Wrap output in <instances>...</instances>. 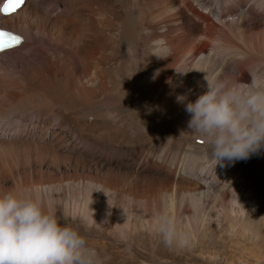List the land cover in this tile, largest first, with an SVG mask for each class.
<instances>
[{"label":"bare ground","instance_id":"6f19581e","mask_svg":"<svg viewBox=\"0 0 264 264\" xmlns=\"http://www.w3.org/2000/svg\"><path fill=\"white\" fill-rule=\"evenodd\" d=\"M228 1L234 8L237 3L241 6L235 19L225 22L219 18L220 14L214 17L204 11L207 9L204 5L207 2L212 5L213 0H57L55 6L47 7L49 13L38 6L39 0H25L19 9L29 3L32 9L42 11L31 12L33 20L23 17V23L17 27L14 21L19 9L9 13H14L9 17L0 11V27L22 36L19 46L0 53V78L7 68H17L18 63L38 55L36 69L45 81V90H40L27 84V70H12L17 79L10 85L12 91L0 101L6 111L0 115V138L34 136V128L40 125L45 130L57 127L51 137L43 138L63 150H77L89 143L85 130L103 131L104 138H94V148L89 147L92 152L80 154H90V162L98 169L109 166L108 162L114 158L123 169L117 173L109 167L97 178L88 173L94 177L92 186L99 189L97 198L94 201L86 193L83 205L73 210L70 206L65 213L87 223L99 220L109 232L120 230L127 238L123 251L130 253L127 259L136 261L146 250L158 252L157 241L166 245L158 231L159 218L165 213L176 221L180 231L195 236L208 225L212 211L217 213V224L221 216L229 219L236 213L237 221L245 224L241 226L245 234L241 233L250 239L259 237L252 228L258 231L259 222L244 215L247 207L239 202L235 191L245 187L248 194L261 199L252 205L260 204L257 212L264 211L259 210L264 207V195L257 184L248 182L242 169L234 162L214 167L210 147L189 128L198 145H183L175 151L170 144L157 145L156 135L177 133L180 120L183 127H188L190 115L185 111L186 103L206 90V74L209 77L220 74L235 85L248 82L251 71L264 73V0ZM251 10L258 19L246 16ZM194 14L200 18L199 23L192 20ZM48 25L57 29L55 35L47 34ZM225 68L235 71L230 75ZM61 78L62 85L54 87L53 82ZM52 87L54 94H48ZM65 93L93 104L94 119L103 118L93 122L83 118L60 121L61 112L52 100L56 94ZM35 94L40 99H33ZM178 97L185 99L180 101ZM103 108L112 110L110 116L106 113L104 116ZM129 117L143 119L158 129L156 134H132L137 121ZM108 194L115 195L113 202L104 201ZM260 221L264 225V217ZM120 253L100 262L124 264L125 259L117 261ZM214 260L220 264L217 257Z\"/></svg>","mask_w":264,"mask_h":264},{"label":"rangeland","instance_id":"374dc122","mask_svg":"<svg viewBox=\"0 0 264 264\" xmlns=\"http://www.w3.org/2000/svg\"><path fill=\"white\" fill-rule=\"evenodd\" d=\"M56 1L57 0H39L38 6L41 9H43L46 13H49L47 7L55 6ZM220 1L221 0H213L212 5H210V2H207L206 5H204V7H207V9L204 8V11L206 12L209 11V13H211L214 17L215 14H220L219 18L224 22L227 20L231 21L235 19L239 11L238 7H240L241 4L239 3L235 4V8H234V6L231 5L228 0H223V2ZM2 2H4V0H0V4ZM33 5L36 6V4ZM32 7L33 6L29 5L28 3L27 6H24L23 8L15 12V18L17 17L18 18L17 19L14 18L15 19L14 26L17 27L18 24H22L23 23L22 18L26 16L31 20H33L32 18L33 14L31 13L33 11L35 13H41L40 8L32 9ZM262 8L264 9V5L262 6ZM21 11L23 12L21 13ZM12 15H14V13L8 15V17ZM186 15L187 14H185V17L187 18ZM246 16L248 18L250 17L251 20L258 19V16L256 15L254 10L248 11ZM3 17L7 18L4 15ZM192 20H194L197 23L200 22V18L195 14L193 15ZM48 27H49L47 30L48 35H51L52 33H54L55 35L57 33V29H54L53 27H51V25H48ZM45 37H47V35ZM262 53H264V51H262ZM36 56L31 57V59L27 60L26 62L18 63L17 68L11 67V70L10 67L7 68L8 70L4 68L3 70L6 69V71H4L5 73H7L6 75L2 70L1 74L3 73L4 74L0 78V89H1L0 101L2 97H5L6 94L12 91V86L10 85L14 81V79H17L15 78V74H13V71L26 72L27 70V74L29 72L28 75L30 76L29 77L27 75L25 78L27 84L31 87H37L40 90L41 89L45 90V81L42 78H40L41 74L39 73L38 69H36L38 68V63L36 64L37 62ZM214 59L216 60V58ZM27 63L28 64L30 63L29 64L30 66ZM227 69L228 68H225L224 71L225 72L228 71L230 75L233 74V71H235L233 68H230L228 70ZM36 71L38 74L36 73ZM221 76L222 75L219 74L220 79H223ZM27 77L30 79H28ZM2 81L4 83L6 82V84H4ZM62 81H63L62 78L59 80H55L53 82V86L56 87L58 85H62L61 84L63 83ZM54 91L55 90L52 87L51 90L47 93L54 94ZM42 92H46V91H42ZM37 95L38 94L33 95V99L35 100L40 99V95L38 96ZM78 99L80 98H78L75 95H71L69 93H65L62 95L56 94L53 97L52 100L53 104L58 106L59 109L58 111L61 112L60 113L61 116L59 115L60 121L68 122L69 120L71 121L74 120V118L77 119L79 118V120H81L82 118L86 120L88 119L90 122L96 120L94 119L95 118L94 112H92V109L94 107L92 106L93 104L86 103L82 99L80 100ZM62 109L64 110L62 111ZM110 111L112 110L110 109ZM110 111L109 108L108 109L105 108L104 110H102L104 116L107 115L110 116V114H108L110 113ZM102 112H100V114ZM127 112L128 111H126L125 115L128 114ZM2 113L5 114L6 111L2 108V102H0V115H3ZM101 117L102 116L98 117L96 121H99V119L103 118ZM128 120L130 121L131 119ZM132 120L137 121L134 122L135 124L132 126L133 128L131 130L132 134H135V132L136 133L139 132L142 134H149V136H151V134H156V131L158 130L155 127L149 126L147 122H145L143 119L136 118L134 120V118H132ZM133 121L130 122H132L133 124ZM177 124L179 127L176 130L177 133L169 132L167 134L160 133L159 135L158 134L156 135L159 137V142L157 143V145L164 146L170 144L174 148V151L178 149L177 147H183V145L184 147L192 144L198 145L192 139L193 137L188 127L187 128L183 127V121L180 120V122ZM44 127L45 126L43 125L36 126L34 128V132H32L34 136L27 137V135H23V136H17L15 138H0V193L8 190H14L23 196L32 197L33 199L38 200L46 211L54 212L57 215V217L60 219L61 223L67 222L78 227L81 234L85 236L88 246L96 250L98 254L99 264H102V262L100 261H106V259H108L109 256L111 257L113 256V254L114 255L118 254V252H121L120 253L121 257L119 256L117 261L119 262L120 259L121 260L125 259L126 261L124 264H216L214 257H217V260L220 262V264H264V225H263V221H260L264 217V211L263 212L256 211L260 207V204H257V206L252 207L254 203H257V201H259L258 203H260L261 199L257 200V198L253 197L252 195L253 193L248 194L245 187H241V186L236 189L235 194L240 199L239 202H242L243 206L247 207L246 213L244 215L248 214L251 217H253L251 220L256 219L259 222V225L257 226L258 231L256 230V228L252 227L259 234L258 239L257 238L250 239L248 238L247 235H244L245 230L243 231L242 227L245 224L241 220L237 221L236 213L233 214L235 215V217L231 215L232 217L230 216L231 218L229 219H226L224 218V216H221L222 217V218L220 217L221 222L220 224H217L218 223L217 213L212 211L210 213L209 223L206 226V227L209 226V228L205 227L203 232H200L203 235L199 233L197 234V236H195L189 233L190 234L189 236V234L186 233V235L190 238L189 244L187 246L182 248L181 247L173 248L172 246H168V245H162V244L160 245L159 241H157V243H155V248H156L155 250H158V252L154 253L151 250L150 251L146 250L148 252L143 254L141 257H137L136 261H133L130 258L129 259L125 258L127 255L129 257L130 253L125 254V252H123L124 250L126 251L125 248L127 245L126 243L127 238L125 239L121 235V233L119 232L120 230L114 229L113 232H109L103 229V223L99 220L95 219L94 221L87 223L82 219L79 220L78 218L74 219L72 215L65 213V209L69 208L70 206H72V210H73L75 206L83 205L86 197V193L92 196L95 201V199L97 198V197L95 198V196H97L98 194L97 190L99 189H97L95 186H92V184H95V181L93 180L94 177L91 176L95 175L97 178L98 175V177H100L105 173V171L109 167H111L110 169L116 171L117 173L118 172L121 173L123 169L122 166L116 164L117 161L116 158H114L112 162L111 161L108 162V164L110 165L106 166L105 167L106 169L105 168L98 169L97 167H95L94 164L90 162V154H86V155L80 154V151H82L83 153L84 151L85 153L86 151L88 153H91L92 151L90 150V148H94L95 146V142L93 140L104 138L105 135L102 136L103 131L100 130L98 132L96 131L93 132V131L85 130V135H86L85 138L87 139L88 136L89 143L87 142L85 146L82 145L78 147L77 150H63L62 148L57 147L56 145L54 146L48 140H45V138H43V137L46 138L51 137L53 131H55L57 127L47 130H45ZM98 135H101L102 137L101 136L99 137ZM135 135H139V134H135ZM5 140H9V142ZM10 141L11 144H9ZM92 142L94 143L92 144ZM111 154L113 155V153ZM234 165L242 169L243 174L245 178L248 180V182H251L253 185L257 184L260 187L259 190L262 191L264 195V189L262 188L264 187V148H261V150L258 153L253 154L248 159L235 161ZM232 184L233 182L231 183V186H229V188H232L233 186ZM121 186H124V184L121 183ZM81 192L82 193L85 192L84 195ZM113 197H115L114 194L112 195L108 194L107 197L104 199V201L106 200V202L108 201L113 202V200H115V198ZM122 202L126 204L127 203L126 198H123ZM53 205L55 206L59 205V206L53 207ZM259 210H264V207ZM211 228L213 232L209 231V229L211 230ZM220 229H222L221 232ZM206 232L207 233L209 232V235ZM241 232L244 234H242ZM247 233L248 232H246V234ZM192 235L196 237V239ZM98 247H101V249H98Z\"/></svg>","mask_w":264,"mask_h":264},{"label":"clouds","instance_id":"9594fccd","mask_svg":"<svg viewBox=\"0 0 264 264\" xmlns=\"http://www.w3.org/2000/svg\"><path fill=\"white\" fill-rule=\"evenodd\" d=\"M249 76L248 82L234 85L206 74V90L186 103L188 128L210 147L214 167L248 159L264 148V73L251 71ZM158 231L168 246L189 244L190 238L167 213L159 218ZM0 264H99V260L78 227L61 223L38 200L8 190L0 193Z\"/></svg>","mask_w":264,"mask_h":264},{"label":"snow or ice","instance_id":"6c2138e0","mask_svg":"<svg viewBox=\"0 0 264 264\" xmlns=\"http://www.w3.org/2000/svg\"><path fill=\"white\" fill-rule=\"evenodd\" d=\"M24 3V0H6V7L4 9H0V11H15L16 8L20 7ZM10 37L12 43H8L0 39V51L5 50L6 48H10L13 45H18L22 42V37L4 32L3 30H0V37Z\"/></svg>","mask_w":264,"mask_h":264}]
</instances>
